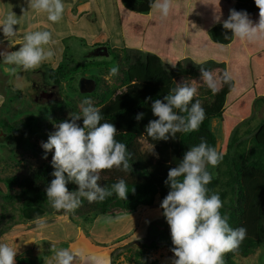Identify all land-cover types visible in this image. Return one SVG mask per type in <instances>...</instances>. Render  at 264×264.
I'll return each mask as SVG.
<instances>
[{"label":"rangeland","instance_id":"374dc122","mask_svg":"<svg viewBox=\"0 0 264 264\" xmlns=\"http://www.w3.org/2000/svg\"><path fill=\"white\" fill-rule=\"evenodd\" d=\"M90 5L93 9L87 17H81L77 25L86 46L71 41L65 48V41L63 49H56L52 62H43L39 68L28 71L16 67L13 75L5 78L6 84L0 86L6 94L0 96L3 178L28 177L34 168L51 160L54 150L48 152L45 159L41 144L56 131V124L70 119L72 113L80 114L85 99L99 108L111 91L118 93L125 89V71L136 58L160 52L177 56L183 66L193 67L199 74L201 67L208 69L218 80L224 71L231 73L234 86L224 105V113L222 117L210 119V128L221 149L234 138H238L239 145L245 143L247 149L251 148L250 139L264 121V39L233 38L230 43L220 45L213 43L211 35V28L223 24L230 9L240 7L238 0H172L167 17L154 9L148 13L129 12L122 7L121 0H90ZM256 13L250 15L254 22L259 19ZM162 59L164 66L172 69V63L165 57ZM59 65L66 71L59 86L53 87L52 95L39 96V92L33 91V81L51 86L52 81L44 69H57ZM114 66L119 68L115 76L110 74ZM200 76L183 77L179 83L195 86L196 95L210 96V89ZM82 78L95 81L92 91L81 90ZM140 144L146 155L153 160L157 158L151 152L153 145L146 139L142 138ZM208 169L216 172L217 167ZM8 185V192L0 191V235L22 218L20 187L10 181ZM159 204L157 199L153 206L137 208L142 217L140 227L125 236L126 230L138 221L134 213H124L120 203H114L110 214H95L94 202L83 198L79 208L63 212L64 215L49 222L45 230L63 240L71 236L76 253L83 250L84 255H77L72 264H137L144 258L156 260L158 264H171L174 254L170 248L151 249L147 244L152 239L164 242L171 239L170 230L161 228L163 223L157 220L162 217ZM105 241L112 243L103 245ZM0 243L7 244V241ZM234 261L236 264H264V246L255 248L247 256H236Z\"/></svg>","mask_w":264,"mask_h":264},{"label":"clouds","instance_id":"9594fccd","mask_svg":"<svg viewBox=\"0 0 264 264\" xmlns=\"http://www.w3.org/2000/svg\"><path fill=\"white\" fill-rule=\"evenodd\" d=\"M28 9L37 13H46L52 23H59L65 10L64 0H27ZM259 9V19L254 22L247 11L230 9V14L223 21V28L232 33V37L240 40L255 41L264 39V0H254ZM172 0H152L150 8L157 10L163 17L169 15ZM17 16L13 11L7 13L0 21V33L9 41V48L16 50L0 51V61L9 72L16 67L25 71L34 70L54 56V51L45 46L53 42L52 33L37 30L25 33L22 40L10 42L16 36L17 28L26 12ZM228 39V36H225ZM174 67V65H173ZM119 68L114 66L110 74L115 76ZM200 78L207 87L216 93L221 83L229 84L232 75L224 71L218 80L212 71L200 68ZM197 93L195 86L180 83L172 94L163 99H155L151 104L152 113L157 119L150 120L145 131L153 140L168 141L175 139L176 133L198 131L205 119V110L199 100L193 103ZM152 100L151 97L146 98ZM81 113L70 114V119L55 125L56 131L49 134L47 142L41 146L47 153L53 152L51 166L54 179L45 189L47 200L57 211L74 212L81 206L82 198L89 203L102 202L113 194L122 200L127 199L129 192L125 180L120 179L110 187L101 186L100 173L112 168L128 172L132 168L129 163L131 154L127 146L116 140L117 129L110 122H103L100 110L92 106L91 101H83ZM190 105V107H189ZM186 113V115L178 114ZM143 113L136 115L137 121ZM83 120V126L77 121ZM155 153L154 146L151 149ZM223 156L215 146L201 140L183 155L180 163L169 169L165 184L169 187L160 207L162 215L170 228L174 258L171 264H226L225 255L235 252L246 238L244 227L233 228L229 217L222 215L223 202L218 193L209 194L208 185L212 181L209 166L215 168ZM77 185L75 191H69L67 184ZM135 188L132 189V192ZM38 227L45 226L44 218H37ZM17 252L6 243H0V264H16ZM84 255L83 250L73 253L68 249L55 251L56 264H72L75 256ZM96 260V257H88Z\"/></svg>","mask_w":264,"mask_h":264},{"label":"trees","instance_id":"16d2710c","mask_svg":"<svg viewBox=\"0 0 264 264\" xmlns=\"http://www.w3.org/2000/svg\"><path fill=\"white\" fill-rule=\"evenodd\" d=\"M151 2L152 0H121V5L132 13H148L151 11ZM238 4L240 7L235 9L237 11H247L250 15L259 11L254 0L246 2L238 0ZM211 35L214 43L220 45L228 44L234 38L229 30L223 28V24L214 25L211 28ZM225 36H228V39H225ZM163 57L167 58L172 66L174 65L172 69L164 66ZM44 72L52 81L53 87L59 86L61 78L66 73L63 65L48 71L44 69ZM199 76V72L193 67L183 66L177 56L163 52L136 58L128 67L125 71V89L118 93L111 91L98 109L102 115L101 123L110 122L115 125L117 129L115 138L127 146L131 154L129 163L132 164L133 169L125 172L114 167L102 171L100 174L104 176H100L98 183L110 187L123 179L128 185L129 192L126 200L113 194L102 202H94L93 208L96 207L95 214H106L111 211L114 203H120L124 210L133 211L139 207L153 206L157 199L162 202L170 190L165 184L169 169L179 164L184 153L203 139L210 146H215L223 156L216 172L208 169L213 177L207 186L209 194L213 192L219 194L223 202L221 213L229 217L228 222L231 227H244L247 230L246 238L239 249L225 255L227 264H236L234 257L247 256L255 248L264 246V121L256 127L250 139V149H247L245 143L239 145L238 138H234L231 144L225 145L222 149L219 147V140L210 128V119L222 117L227 97L234 86L231 81L229 84H223L216 93L209 90L210 96L195 95L193 103L199 100L206 114L198 131L178 132L175 139L170 138L168 141L153 140L145 131L149 121L157 119L151 110L152 102L172 94L183 77ZM37 85L38 83L33 81L34 92L37 90ZM148 97L152 100H147ZM176 111L178 114L186 115L179 110ZM139 113L144 115L137 121L135 117ZM77 123L83 126L82 118ZM142 138L155 147L158 158L153 160L142 151L140 144ZM53 171L51 160H47L34 168L28 177L21 178L17 175L8 177L7 181L17 183L20 187V213L24 220H34L51 212V204L47 200L45 189L54 179L51 175ZM67 187L69 191H75L78 186L69 182ZM133 188H135L134 192H132ZM161 212H163L162 208ZM161 222L165 231L170 230L163 215ZM155 225L160 227L159 224ZM147 244L151 249L173 247L171 239L167 242L152 239ZM24 260L32 264L37 263V260L32 258H24ZM137 264L158 263L156 260L144 258Z\"/></svg>","mask_w":264,"mask_h":264},{"label":"crops","instance_id":"0c3cea01","mask_svg":"<svg viewBox=\"0 0 264 264\" xmlns=\"http://www.w3.org/2000/svg\"><path fill=\"white\" fill-rule=\"evenodd\" d=\"M64 4L65 10L61 21L59 23H52L47 19L46 13H37L31 9H28L27 0H0V21H2L10 11H13L18 17L21 16L23 14L21 9L23 8L26 11L24 13V18L21 20V23L16 26V36L10 38V42L22 40L24 34L28 32H34L37 30L50 31L52 33L53 42L49 45H46L45 48L53 50L54 56L50 60L44 61L46 63H50L52 62V59L54 60L55 58V54L57 52L56 49L60 50L64 48L63 44L65 43V41H67V45L65 46V48L68 47V44L71 41L72 44L79 41L78 43L86 46L82 41L81 36L79 35L80 30L78 29L77 25L79 24L80 18L83 16L87 17L88 13L93 9L90 5V0H64ZM256 14L259 16V11H257ZM63 19L65 20L66 24L63 22ZM93 42L94 44H96L95 40H93ZM18 47L19 45H16L15 48H9V41L4 38L2 33H0V51H12L16 50V48ZM8 67L13 66H6L2 61H0V86L6 84L5 78L7 76L13 75V72H9L6 70V68ZM1 95L6 96V94L2 92L0 87V96ZM4 100H6V98H4ZM1 101H3V99H1ZM3 176L4 174L2 173V170L0 168V191H4V193H6L9 185L7 179L5 177L3 178ZM158 206L160 207V204ZM121 209L122 208H120V211ZM122 211H124V213H134V218H138V221L126 230L125 234L123 235L125 236L129 232H133L136 227H140L139 224L142 220V217L141 214H138L139 209L133 211ZM63 212L64 211L58 213L57 210L51 209V212L42 215L41 217L44 218L45 226L51 221L60 219L61 215H64ZM111 212L112 211L108 212V214H110ZM130 215L131 214H129V216ZM129 216L127 218H129ZM19 218V223L4 230V233L0 235V242L7 241V244L16 250V264H24L26 262L24 258L35 259L37 260L36 264H56V250L68 249L70 252L76 253V245L71 236H66L65 240L57 238L52 235V233H49L47 230H45V226L43 228L38 227L36 223L37 218L30 221H26L21 217ZM161 219L162 217L157 220ZM48 241L50 242V244L47 243ZM110 243L112 242L105 241V243L102 244L105 245Z\"/></svg>","mask_w":264,"mask_h":264},{"label":"flooded vegetation","instance_id":"af4514ba","mask_svg":"<svg viewBox=\"0 0 264 264\" xmlns=\"http://www.w3.org/2000/svg\"><path fill=\"white\" fill-rule=\"evenodd\" d=\"M37 94L39 92V96H48V95H52L54 91H51L53 90V86H48V84L46 82H44L42 85H37ZM49 90V91H47ZM38 96V95H37Z\"/></svg>","mask_w":264,"mask_h":264},{"label":"water","instance_id":"95a60500","mask_svg":"<svg viewBox=\"0 0 264 264\" xmlns=\"http://www.w3.org/2000/svg\"><path fill=\"white\" fill-rule=\"evenodd\" d=\"M80 85L82 91L90 92L94 88L95 81L93 79L82 78L80 80ZM162 228H164V226Z\"/></svg>","mask_w":264,"mask_h":264}]
</instances>
